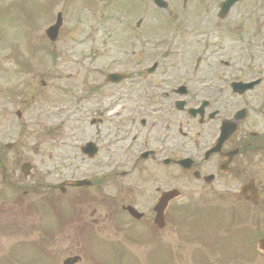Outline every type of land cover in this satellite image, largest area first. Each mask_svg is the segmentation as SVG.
<instances>
[{
	"label": "flooded vegetation",
	"instance_id": "flooded-vegetation-1",
	"mask_svg": "<svg viewBox=\"0 0 264 264\" xmlns=\"http://www.w3.org/2000/svg\"><path fill=\"white\" fill-rule=\"evenodd\" d=\"M259 18L260 27L254 30L248 48L229 46L222 52H213L211 48L222 27L209 15L195 16L194 27L181 21L187 24V32L175 33L171 48L158 41L147 42L144 46L141 41L135 58L137 71L126 80L107 85L106 98L111 100L107 111L108 128L101 143L93 139L98 149L114 151L108 158L106 154L105 162L110 166L106 184L112 205L113 200H124L127 202H121L120 208L141 206L138 201L146 199L145 196L127 191L128 184L143 174H152V177L163 174L170 178L171 188L177 187L179 175L184 176L188 184L196 185L197 190L205 183H214L221 192L232 191L240 199H246L250 211L258 206L264 210V201H261L264 200V187L257 183L258 178L264 182V34H260L264 30V15ZM224 23H221L223 27ZM238 58L240 63L236 62ZM7 82L0 80V168L4 174L0 187L2 183L17 186L22 179L30 180L32 185L28 189L32 191L23 192L22 198L8 193L16 199H25L36 195L40 187L54 190L52 174L59 173L63 177L67 170L77 173L82 167L92 173L90 180L97 184L93 171L83 164L85 160L77 162L68 154L73 143L63 136L65 132L47 126L56 118L47 107L48 103L59 92L43 81L30 80L14 85L27 91L33 99H41L47 107L40 123L32 118L22 122L23 115L29 114L28 95L18 101L17 88L6 86ZM233 84L249 87L236 91ZM87 92H93V85L74 90L70 97L76 96L81 103L80 97ZM86 116L85 111L76 112L80 121ZM92 120L97 118H90ZM226 120H232L234 127L227 141L214 153L212 148ZM97 122L95 132L99 131L103 119ZM92 127L80 123L70 130L78 135ZM35 134L33 148L30 142ZM52 151L59 152L58 158L52 160ZM143 151L150 152L144 161L146 165L137 167L135 164L126 173L130 159ZM34 155L41 158L32 164ZM52 161L59 169H50ZM24 163L30 164L31 174L21 179L16 167ZM6 169L12 176L6 174ZM247 183L257 187L256 203L250 193H244ZM66 190L64 188L60 197L67 195ZM24 202L15 200L13 205L22 207ZM144 209L147 214L142 220L151 214L149 202ZM48 227L60 225L49 224L44 219L42 228Z\"/></svg>",
	"mask_w": 264,
	"mask_h": 264
},
{
	"label": "rangeland",
	"instance_id": "rangeland-1",
	"mask_svg": "<svg viewBox=\"0 0 264 264\" xmlns=\"http://www.w3.org/2000/svg\"><path fill=\"white\" fill-rule=\"evenodd\" d=\"M11 2H8V0L5 1V3H2L1 5L3 6L2 8L4 9V11L7 13H9V15L12 13L8 10V8L10 9L13 5H16L12 0H10ZM16 3L20 2V0H14ZM64 1V0H62ZM61 1V2H62ZM135 1V0H132ZM36 0H34V4H36ZM8 3H10V6L7 7ZM70 5V4H69ZM59 6V5H58ZM88 7L87 6H83V7H78V6H59L57 7L53 13H55L56 11L60 10L62 13V19L65 22V31L68 30H73L75 32H79L82 34V37L84 38V36L88 35L89 33H91V31H93L92 27V20H81L80 24H78L77 22L80 20L78 19L75 15H77L79 18H84V17H91L89 11L87 10ZM39 11V7L35 6L33 7V10L31 12V15H33L35 12ZM76 10V11H75ZM7 13V14H8ZM50 13V14H53ZM75 13V14H74ZM9 17V16H8ZM7 17V18H8ZM38 14H36V20H38ZM18 23L17 24L14 20H10V21H6L3 20L2 22L9 27H13L17 28V30L19 29V26H23L24 28L26 27V34H23V39L25 42V45H22L21 48L23 50H25L27 48L26 44L28 43V35H27V30H28V18L23 17V18H18L16 20ZM42 22V19H39V23ZM49 22V19L47 17V19L44 21L41 30L37 33V37L36 39H38L40 37L41 31L44 27H46V24ZM120 26L117 24H112L109 26L110 30H114L116 31L117 28H119ZM64 41H65V63H64V69H59V73L62 72L64 74H75L76 70L78 69H71L72 65L71 62L73 61L72 59L74 57L78 58L79 54H75L76 51L74 48H79L81 46L76 45V44H72V40H70L69 37L65 36L64 37ZM116 41L115 38L111 39V40H107L106 42L107 47L113 46V42ZM27 42V43H26ZM85 45L83 47V51H85L86 49H88L90 47V40H84ZM102 42L100 37H97L96 39L93 40V47H97L99 48L100 43ZM37 46V45H36ZM17 47V46H15ZM59 46H57L58 48ZM72 54H75V56H72ZM61 58V57H60ZM57 64H60V61H56ZM86 62H83V64H85ZM49 69V73H50V79H64L63 75H58L57 70L53 67V65H47V67L45 68V70ZM40 74V72L38 73V75ZM73 79V77H72ZM93 171L94 174L97 175H101L103 173H105L108 168L105 166V160L103 159V155H101L97 160L93 161ZM144 236H147L146 234ZM63 239H65L66 243H57V247L54 248V258H55V262L56 264H59L62 257L64 255L67 254H71L74 251H76V253H79L78 255H81L83 258V264H92L93 263V244L89 243V242H84L86 244V246L88 248H86V250H84L82 247L80 248L79 245L74 246L71 245L69 242H72L73 240L69 237V235H65V237H63ZM80 239H82V237L80 236ZM60 241V240H59ZM13 247L11 246L10 243V239L9 238H4L3 236H0V261H4V259L6 257H8L11 254ZM52 253V252H51ZM103 251L100 250L99 251V257L102 256ZM52 256V254H51ZM132 254L128 255L129 259L131 258ZM8 264H10V262L8 261ZM106 264H119L118 262V255H116L111 262L106 263ZM125 264H131V262L125 263ZM143 264H153V262L151 261V258L148 259L146 261V263ZM251 264H264V261L262 259H259L258 261L251 263Z\"/></svg>",
	"mask_w": 264,
	"mask_h": 264
}]
</instances>
